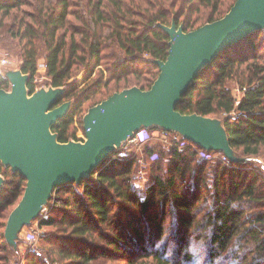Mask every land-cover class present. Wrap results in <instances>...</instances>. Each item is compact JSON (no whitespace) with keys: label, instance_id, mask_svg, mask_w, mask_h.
Instances as JSON below:
<instances>
[{"label":"trees","instance_id":"16d2710c","mask_svg":"<svg viewBox=\"0 0 264 264\" xmlns=\"http://www.w3.org/2000/svg\"><path fill=\"white\" fill-rule=\"evenodd\" d=\"M37 1L33 11H27L26 0H0V40L3 33L16 39L18 67L30 77L29 94L35 91L38 43L44 47L48 84L64 87L56 105L73 100L65 116L51 126L57 140L67 142L84 141L88 101L92 103L87 110L122 89L150 87L159 73L154 60H165L169 50V36L157 23L169 25L173 14L176 25L182 23L183 30L190 31L221 18L235 0H87L86 11L78 15L70 0ZM71 17L80 25L71 24ZM78 68L84 75L73 80ZM230 80L245 88L238 101L227 86ZM120 81L124 85L119 86ZM6 87L0 78V88ZM175 109L211 118L223 114L230 147L258 156L264 147V31H253L221 50L195 76ZM146 130L153 134L161 129ZM119 153L79 183L55 187L38 226L58 230L47 231L43 238L61 264L111 259L127 264H212L216 259L264 264V177L249 163L208 160L191 146L166 149L149 140L143 144V157L151 161V181L134 189L137 157ZM0 174L1 252L5 222L23 194L25 178L1 164ZM194 246H203L204 254L194 253ZM5 259L0 255V264H6ZM46 261L37 254L25 256V264Z\"/></svg>","mask_w":264,"mask_h":264},{"label":"water","instance_id":"95a60500","mask_svg":"<svg viewBox=\"0 0 264 264\" xmlns=\"http://www.w3.org/2000/svg\"><path fill=\"white\" fill-rule=\"evenodd\" d=\"M157 25L169 36L166 59L154 60L157 77L146 90L125 88L91 106L82 119L84 141L59 142L51 131L72 105L69 100L56 105L64 87L29 94L28 74L20 69L6 72L10 89L0 88V164L25 178L23 194L5 222L8 245L15 247L22 228L39 218L55 187L88 178L141 128L172 131L202 149L223 153L231 162L244 160L230 147L222 120L182 114L175 105L221 50L264 30V0H235L221 18L190 31L174 21ZM3 182L0 174V187Z\"/></svg>","mask_w":264,"mask_h":264},{"label":"rangeland","instance_id":"374dc122","mask_svg":"<svg viewBox=\"0 0 264 264\" xmlns=\"http://www.w3.org/2000/svg\"><path fill=\"white\" fill-rule=\"evenodd\" d=\"M26 1L28 4H30V6L25 5L23 8L26 9L27 11H33L32 8L34 7L35 4H37L38 1L37 0H26ZM48 1H51L53 4V1H55V0H48ZM143 1L145 3L151 2V0H143ZM86 4H87V0H70V8L72 11L75 12L74 14H77V15L81 14L83 11H86ZM172 11H175V8ZM194 15H195V12H192V16H194ZM170 17H171L170 21H174L173 20V14H171ZM181 19H183V17H180L179 20H181ZM206 19H207V17H204V18H202V20H199V21L203 22ZM70 22L73 25H80L78 20L74 19L73 17L70 18ZM201 22H199L195 25H198ZM181 25L183 27L182 23H181ZM78 27H80V26H78ZM3 35H4V38L0 40V57L5 56L8 59V63L2 68V77H5V74L7 71L19 70L18 64H19V60H20V57H19L20 50H19L18 46L16 45V39L9 37V35L7 33H3ZM38 45L40 47L41 54L37 60L38 61L37 62V73L35 74V77L33 80V82L35 83V91L40 89V88L47 89V88L51 87L48 84V78L46 77L45 72H44L45 67H44L43 58H42V55L44 53V47L42 46L41 43H38ZM106 53H109V51L106 50ZM116 53H120V52L116 51ZM83 75H84L83 68H78V70L74 73V76L72 77V79L73 80L79 79ZM122 82L123 81L119 82V86L124 85V83H122ZM7 83H8V81H7ZM110 85L116 87V85L114 84V81H112L110 83ZM227 86L230 89L231 95L233 97H235L236 100L238 101V99L240 98V96H241L242 92L245 90V88L240 89L239 85L234 80L228 81ZM99 97H101L100 94H98L96 96L95 100H97ZM69 101H71V103L73 102L72 99ZM91 103H92V101H90V102L88 101L85 104V106H84L86 108L85 113L87 112L86 106H88ZM85 113H84V115H85ZM222 117H223V114L220 115V117H215V118L222 120L221 119ZM157 134H159L158 130L153 131V135L157 136ZM152 142L155 145H157V143L162 145L158 139L152 140ZM119 151L121 152L122 149L119 148ZM138 154L143 156V146L139 149ZM236 154L239 157L244 158V160H242V161H246L247 163H249L250 168L256 169L264 177V170H262L260 168L261 167L260 164H264V147L261 148V153L258 156H247V155H243V154L237 153V152H236ZM242 161H239V162H242ZM150 162L151 161L144 163V166L142 168V174L138 173V168H137V170L133 174V184L134 183H141L142 188H144L146 185H148L150 183L151 176H152V172L149 169L150 168ZM49 205H50V201L48 202V205L44 208L45 215L48 212ZM31 230L38 231V233H39L37 240H36V244H35V247H36L35 252L33 249H30V251L28 250V247H29L28 244L29 243L25 240L26 233L31 231ZM47 231H54V233H55V231H58V230L55 228H52V227H43V226L40 227V226H38L37 221L33 220L29 226H24L22 228V230L19 232L18 238L16 239V246L15 247L8 245L5 241V244H4L5 249L0 252V255L1 256L5 255L6 264H25V256L29 253L40 255L44 260L47 259L46 264H61L57 258V255H54L51 252V250H48L49 244L43 238L44 235H46ZM193 249H194L193 250L194 253L200 252V254H204L203 253L204 252L203 246H194ZM227 262H228V260L216 259V260H214V262L212 264H226ZM101 263H103V264H127V263H123V261H121V260H114V259L106 260V261L99 262V263L95 262L93 264H101ZM136 264H152V262H150V260H141V262H138ZM194 264H209V263L205 262V261H200V262L198 261L197 263H194Z\"/></svg>","mask_w":264,"mask_h":264},{"label":"built area","instance_id":"2783aa9c","mask_svg":"<svg viewBox=\"0 0 264 264\" xmlns=\"http://www.w3.org/2000/svg\"><path fill=\"white\" fill-rule=\"evenodd\" d=\"M8 63V59L7 57L3 56L0 57V77H2V68ZM5 90H9L10 89V83H7V87L3 88ZM181 136L175 132L172 131H166V130H160L159 134L153 135V134H149L147 132V130L145 128H141L140 130L136 131L133 133V135L129 138H127V140L122 143L120 149H122V151L119 153V157L122 156H128V157H137V162L139 164V168H138V173L142 174V168L144 166L145 162H148L145 160V158L138 154L139 149L143 146V144L147 141H152V140H156L158 139L162 146L165 147L166 149L170 148V147H177V148H183L185 146H191L194 150H196V152L198 153V155L204 159H215L218 158L220 159L223 163L227 162V157L221 153V152H208L206 153L204 150H202L200 147H198V145L187 142L185 140H181ZM261 165V169L264 170V164H260ZM45 215V210L43 209L41 211V214L39 216L38 219H35L38 223L39 219ZM39 233L38 231L35 230H31L29 232L26 233L25 235V240L29 243L28 244V250L30 251V249H33L34 252L36 251V240L38 237Z\"/></svg>","mask_w":264,"mask_h":264},{"label":"clouds","instance_id":"9594fccd","mask_svg":"<svg viewBox=\"0 0 264 264\" xmlns=\"http://www.w3.org/2000/svg\"><path fill=\"white\" fill-rule=\"evenodd\" d=\"M133 187H134V189H141L142 188V184L141 183H134Z\"/></svg>","mask_w":264,"mask_h":264}]
</instances>
